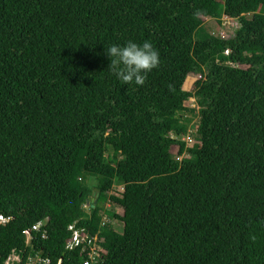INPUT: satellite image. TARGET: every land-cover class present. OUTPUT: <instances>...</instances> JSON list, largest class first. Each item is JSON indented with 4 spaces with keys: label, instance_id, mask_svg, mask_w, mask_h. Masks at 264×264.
<instances>
[{
    "label": "trees",
    "instance_id": "1",
    "mask_svg": "<svg viewBox=\"0 0 264 264\" xmlns=\"http://www.w3.org/2000/svg\"><path fill=\"white\" fill-rule=\"evenodd\" d=\"M203 14L239 26L202 39ZM145 39L160 64L124 85L105 50ZM191 98L197 147L176 138ZM0 214V264H82L71 224L98 231L99 264H264V0H0Z\"/></svg>",
    "mask_w": 264,
    "mask_h": 264
},
{
    "label": "built area",
    "instance_id": "2",
    "mask_svg": "<svg viewBox=\"0 0 264 264\" xmlns=\"http://www.w3.org/2000/svg\"><path fill=\"white\" fill-rule=\"evenodd\" d=\"M185 142L186 146H193L196 142L195 130L193 131L190 127L185 135L176 137ZM177 152V147L174 149ZM187 155H178L177 159L187 158ZM85 207L89 209L90 202L86 200ZM11 218L0 214V224H5ZM111 221L108 215L105 214V210L102 213L100 225H104L106 222ZM112 222V221H111ZM42 221L34 223L30 228L23 230L25 235L26 243H30L32 238V231H39L42 226ZM114 223V221L112 222ZM70 231V238L66 243V248L69 250L78 249L81 254L85 256L82 264H99L104 261V255L106 250L98 242V231L92 233L89 229L78 228L74 224L68 226ZM43 232V237H44ZM49 258L41 256L38 252L34 255H28L23 264H49ZM22 259L17 253H12L4 261V264H21ZM60 262V261H59ZM59 262L57 264H59Z\"/></svg>",
    "mask_w": 264,
    "mask_h": 264
},
{
    "label": "clouds",
    "instance_id": "3",
    "mask_svg": "<svg viewBox=\"0 0 264 264\" xmlns=\"http://www.w3.org/2000/svg\"><path fill=\"white\" fill-rule=\"evenodd\" d=\"M105 52L109 58L108 70L124 85H143L147 74L160 64L158 50L147 39L142 43L128 40L110 44Z\"/></svg>",
    "mask_w": 264,
    "mask_h": 264
},
{
    "label": "rangeland",
    "instance_id": "4",
    "mask_svg": "<svg viewBox=\"0 0 264 264\" xmlns=\"http://www.w3.org/2000/svg\"><path fill=\"white\" fill-rule=\"evenodd\" d=\"M258 8H259V6L255 5V10H258ZM201 18L203 20V27H202L203 33L200 35V38H202V39L208 37L209 35H215V36H219V37H223V38H229V37L233 36L235 29L239 26L237 19L230 18L227 16L222 17L219 21H217L216 19L209 18V16H206L204 14L201 15ZM199 78H200V75L196 72V70L191 71L188 74V79H187L186 84H183V88L185 90H191L194 81L199 79ZM182 114H185L186 116L191 118V120H192L191 129L194 131L195 125L198 124V117H197L198 113H197V105H196V99L195 98H191L190 100H188L184 103ZM194 145L196 147L200 145V140H199L198 135L196 136V142L194 143ZM173 152L175 153L174 150H173ZM187 155L189 157V154H187ZM106 158L108 160H112L113 163H115L116 158H117V154L115 152H112L111 150H108V152L106 154ZM92 179H91L90 185H91V187L93 185V188H94L95 185L97 184V182L94 179H93V181H95V182H92ZM120 192H121V185L119 184V185H114V187L110 190V192L108 194H112V196H119ZM88 196H89V198L86 200H89L92 197L90 195H88ZM84 204H86V202ZM99 204L102 205L103 209L106 210L105 212L107 214L113 213L114 217L112 219L110 218L111 221H114L113 227L115 228V230L121 231L122 222L118 218H116L115 216L117 214L120 215L122 213V209L117 204H115L111 201H107L104 203L99 202ZM83 207L89 213L88 208L85 206H83Z\"/></svg>",
    "mask_w": 264,
    "mask_h": 264
},
{
    "label": "water",
    "instance_id": "5",
    "mask_svg": "<svg viewBox=\"0 0 264 264\" xmlns=\"http://www.w3.org/2000/svg\"><path fill=\"white\" fill-rule=\"evenodd\" d=\"M97 196H98V188H95L93 190V193H92V199H91V204H90V207L93 208L94 205H95V202H96V199H97ZM122 229V227H121Z\"/></svg>",
    "mask_w": 264,
    "mask_h": 264
},
{
    "label": "crops",
    "instance_id": "6",
    "mask_svg": "<svg viewBox=\"0 0 264 264\" xmlns=\"http://www.w3.org/2000/svg\"><path fill=\"white\" fill-rule=\"evenodd\" d=\"M93 179H94L96 182L99 181V178H98L97 176H94ZM95 181L92 180V182H95ZM96 185H97V184H96Z\"/></svg>",
    "mask_w": 264,
    "mask_h": 264
}]
</instances>
